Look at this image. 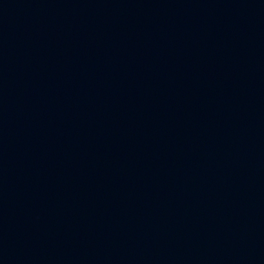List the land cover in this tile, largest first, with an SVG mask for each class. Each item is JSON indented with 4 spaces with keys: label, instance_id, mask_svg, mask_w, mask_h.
<instances>
[{
    "label": "water",
    "instance_id": "water-1",
    "mask_svg": "<svg viewBox=\"0 0 264 264\" xmlns=\"http://www.w3.org/2000/svg\"><path fill=\"white\" fill-rule=\"evenodd\" d=\"M0 264H264V0H0Z\"/></svg>",
    "mask_w": 264,
    "mask_h": 264
}]
</instances>
